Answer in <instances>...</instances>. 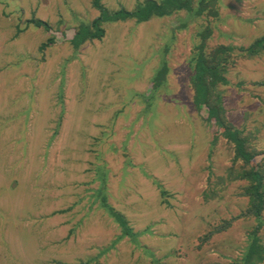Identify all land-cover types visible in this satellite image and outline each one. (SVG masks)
Listing matches in <instances>:
<instances>
[{
  "label": "rangeland",
  "instance_id": "1",
  "mask_svg": "<svg viewBox=\"0 0 264 264\" xmlns=\"http://www.w3.org/2000/svg\"><path fill=\"white\" fill-rule=\"evenodd\" d=\"M139 1L102 0L110 12ZM197 3L139 23L107 22L100 39L74 48L75 30L99 14L91 0H0V93L9 94L0 104V264H232L252 236L264 245V212L258 221L244 217L246 182L227 175L230 165V177L243 165L233 161L235 143L194 109L190 80L197 52L234 46L228 82H218L209 100L222 105L228 125L242 129L251 148L264 147V50L250 56L237 49L264 35V0H208L202 14ZM48 38L53 42L43 46ZM159 64L164 69L156 70ZM110 92L120 98L118 110L128 108L124 122L104 128L107 138L91 135L95 102ZM83 108L88 159L73 169L76 183L58 186L50 155L63 164L79 147V136L64 135ZM43 137L35 154L31 143ZM130 156V186L115 202L127 218L123 231L107 212L88 209L87 198L79 201L87 196L79 180L82 167L100 164L115 188Z\"/></svg>",
  "mask_w": 264,
  "mask_h": 264
},
{
  "label": "trees",
  "instance_id": "2",
  "mask_svg": "<svg viewBox=\"0 0 264 264\" xmlns=\"http://www.w3.org/2000/svg\"><path fill=\"white\" fill-rule=\"evenodd\" d=\"M196 1H198L197 5L199 4V6L195 7V11L202 14L205 6L208 4V0L204 2L203 0ZM193 2L194 0H142L137 2L135 7L130 10L120 8L110 12L105 8L102 0H91L92 7L98 10L99 14L90 22H85L79 26L69 41L74 48H77L85 40L93 38L100 39L105 32L104 24L107 22L134 19L135 22L139 23L151 17L172 14L174 11L182 8L190 11L193 9ZM28 22L37 26L42 25L45 29L50 27L46 21L37 18H31ZM53 40L54 38H48L43 46L48 42H53ZM234 49L235 47L232 45H220L210 54H205L203 51L196 53L197 55L195 56V63L192 66L190 78L191 86L194 91L193 102L198 110H203L206 113V121L216 124L219 133L222 132V134L227 137L228 141L235 143V156L233 161L241 159L243 165L239 170H236L237 174L233 177H230L229 173L235 171L233 169L234 165H230L227 169V175L231 180H245L246 183L242 185L240 193L248 197V206L246 212H243V216L256 218L258 221L262 218V213L264 212V147L260 149L251 148L247 138L241 136L242 129L239 130L234 126L231 127L230 124L228 125L225 116L223 117L221 114L224 113L222 105L218 103L214 105L209 100L211 89L216 86L218 82H228L226 77H224V73L226 72V65L231 56L230 53L233 52ZM237 49L242 54L250 56L257 55L261 50H264V35L256 38L247 47L242 46ZM159 79V74H155L153 81L158 83ZM258 84L264 86V80L258 81ZM162 193H164V191H162ZM113 214L118 219L122 230L127 231L129 228L127 227V220L125 217L120 213H116L114 210ZM226 222L229 223V221ZM263 260L264 245L259 243L256 236H252L242 256L232 264H260ZM75 264L88 263L80 261Z\"/></svg>",
  "mask_w": 264,
  "mask_h": 264
},
{
  "label": "crops",
  "instance_id": "3",
  "mask_svg": "<svg viewBox=\"0 0 264 264\" xmlns=\"http://www.w3.org/2000/svg\"><path fill=\"white\" fill-rule=\"evenodd\" d=\"M164 67H165V65L161 64V65H158L157 69H164ZM13 86H14V84H11V87H13ZM17 86H22V85H17ZM23 87H25V85H23ZM148 87L150 89V92L148 93V95L144 93L143 97H145V99H148L147 96H149V94L151 93V88L154 86L152 83H149ZM6 95H7V99H8L9 94L7 93V91L0 93V99H1L0 104L4 103L3 101L5 100ZM121 95H123L122 90H121ZM127 96H129V95H127ZM124 98H126L127 100H125V99H121V100H125L126 103H128V102L131 103L129 97H126V95H124ZM191 98H192L191 102L193 105L194 104L193 92H192ZM119 99L120 98L118 97V95H115L112 92L111 97H107L106 100H101L99 103L95 102V104L97 105V110H96L97 113H96V115L94 114V117L92 118L93 129H92L91 135H94V136L103 135V138H107L110 135V133L104 132V128H107V132H108L114 125L118 124V126H119L120 122L121 123L124 122V119H125L124 115L128 112V108L125 109L124 111H123V109H121V111L118 110L119 109L118 105L120 104ZM34 101H36V98L34 99V94H33L32 102H34ZM146 101H148V100H146ZM194 109L197 111L196 107H194ZM82 113L86 114L84 111V108H83V111L80 112V114H81L80 117L78 115L75 117V118L78 117L77 119H75L78 121V123L73 124L72 123L73 120L69 123V130H70L69 136L67 133L64 135V136H67V138H71V137L76 136V135L79 136L80 137V140H79L80 145L76 150L72 151L73 154H71L65 158L63 164L59 161H53L55 153H51V152L54 148L55 141L53 140L54 142L52 143L51 148L49 146V152L51 153V155H50L51 161H49V165L53 166L57 170L56 174H54V183H56L58 186H59L60 181H61V184H63V185L68 182L67 187L71 183H76V181L78 180V177L74 176L75 172L73 171V169L76 168L75 167L76 164H78L80 166H82L84 164L83 161H79V160H83V159L87 160L88 159V157L86 156V154H88V152L84 149V146L86 144V139H85L86 136L82 132V125H83V121L86 118H88L89 116L87 114H86V116H84ZM7 114L8 113L5 112V115H7ZM119 117H120V121H119ZM73 130L77 131V133H75ZM72 133H74V135ZM44 137L41 140V142L37 141V142L31 143L30 149H31V151L33 150L32 152H34L35 154H36L35 146L37 144H41V146H42L43 145L42 141L44 140ZM64 140L60 139L58 141V143L61 141L63 142ZM174 142L176 143V141H174ZM64 146H66V145L64 144ZM82 148H83V150H82ZM110 148H111L110 145H106V147L103 148L102 151L103 150H109ZM126 148L127 147L125 146V149ZM81 150H82V154H84V155H81V156L77 155V154H79V152ZM39 152H41V151H39ZM39 152H37V154ZM128 153H130V151ZM122 154L126 155L125 152ZM141 161H142L141 163L145 162V160H141ZM125 164L121 168V170L119 169L121 171L122 175H120L117 172V176L120 175V177H117L115 188L110 186V180L108 178V176H110V175L112 176V173H110V171H107L105 169L104 165H100V164H90V167H88V166L82 167L83 169L80 171L81 172L80 174L81 175L86 174V175L81 177V179L79 180L80 188H82L81 191H79L80 194H82V193L87 194V196L82 194L83 198L80 197L79 201H82V200L87 198L88 201L83 202V204L86 205L88 209H94L96 211H99V209H102L103 212H107L109 214V216L111 217L113 222L116 223L118 225V227H120V228H121L120 223H119L118 219L114 216L113 210L116 211V213H120L121 215H123L125 217V219L127 220L126 215L124 213H122L120 211V209L115 206V202L120 196L122 197L125 195L127 187L130 186L129 184H127L129 180L126 181L124 176H126L128 174V166L132 167L131 156H130V159L127 158L125 160ZM65 169H69V171H67V172L63 171V172L59 173V171H62ZM89 172H91L96 179L94 177H89L90 176ZM121 179H122V184H123L122 187H120V185H119ZM112 189L114 190L115 194H112ZM165 190L166 189L164 188L163 190H161V192L162 191L166 192L167 190L166 191ZM69 191L74 193L77 190L69 189ZM50 206H51V208H54V207L56 208L55 205L50 204ZM63 210L66 213L69 212L67 210V208H62L60 211L61 214H63ZM54 213H58V212L55 211Z\"/></svg>",
  "mask_w": 264,
  "mask_h": 264
}]
</instances>
